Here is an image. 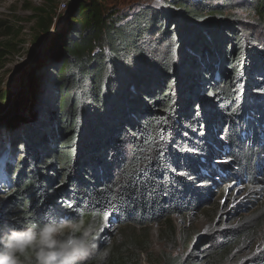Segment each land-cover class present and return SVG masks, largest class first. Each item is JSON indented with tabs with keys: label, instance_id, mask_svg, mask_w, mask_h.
I'll list each match as a JSON object with an SVG mask.
<instances>
[{
	"label": "trees",
	"instance_id": "16d2710c",
	"mask_svg": "<svg viewBox=\"0 0 264 264\" xmlns=\"http://www.w3.org/2000/svg\"><path fill=\"white\" fill-rule=\"evenodd\" d=\"M35 12L36 44L53 20L63 24L29 73L44 92L3 125L0 229L81 212L99 222L107 212L101 240L111 223L132 224L145 229L141 244L111 245L105 261L88 264H140L151 249L147 225L196 209L222 177L253 179L263 168L264 0L127 10L84 0ZM12 49L0 46V68ZM261 216L166 264H225ZM166 227L176 246V227ZM250 264H264V249Z\"/></svg>",
	"mask_w": 264,
	"mask_h": 264
},
{
	"label": "rangeland",
	"instance_id": "374dc122",
	"mask_svg": "<svg viewBox=\"0 0 264 264\" xmlns=\"http://www.w3.org/2000/svg\"><path fill=\"white\" fill-rule=\"evenodd\" d=\"M65 1L67 0H0V26L2 25L0 46L6 42H11L14 46L0 68L1 112L11 104L10 101L6 104L5 99L7 90L12 89V79L15 74L19 75V85L30 84L22 110L27 111L29 106L35 103L33 99L35 94L41 95L44 92L41 81L34 82L29 72L37 67V63L46 53L49 42L58 32L63 20L61 18L56 22L53 20L55 24L44 38L47 41L42 38L43 52L27 73L28 67L39 54V47L35 42L40 31L37 26L35 9H51L57 14L66 10L67 6L63 7ZM166 1L171 0H160V6H164ZM228 1L236 3L239 0ZM105 2L108 5L115 4L125 10L133 9L138 3L156 5V0H105ZM235 12L240 16H249L242 10L236 9ZM7 30H9V35L6 33ZM6 124L7 121L4 126ZM5 157V155L0 157V165ZM220 158V160L224 159ZM262 162L264 164V161ZM254 173L256 175L253 179L222 177L220 182L211 185L210 192L196 209L174 215L166 220L163 219L161 223L147 225L145 228L149 233L151 249L148 256H141L140 264H166L170 260L186 258L194 248H203L207 242L221 244L224 237L226 239L230 237L233 229L241 220L260 211L262 216L257 227L250 229L241 245L229 253L225 262V264H250L253 258L264 249V166L261 169L257 167ZM1 182L0 179V201L4 190L1 188L3 187ZM168 220H171L177 230L176 246H172L169 240L170 234L166 227ZM144 230L132 224L118 226L111 223L106 237L112 239V245L116 251L124 252V250L129 251L132 239L137 242L138 246L141 244ZM182 232L185 234L184 242L180 235Z\"/></svg>",
	"mask_w": 264,
	"mask_h": 264
},
{
	"label": "clouds",
	"instance_id": "9594fccd",
	"mask_svg": "<svg viewBox=\"0 0 264 264\" xmlns=\"http://www.w3.org/2000/svg\"><path fill=\"white\" fill-rule=\"evenodd\" d=\"M103 219L79 218L33 220L20 228L0 229V264H88L109 256L112 239H100ZM105 247L100 249V244Z\"/></svg>",
	"mask_w": 264,
	"mask_h": 264
},
{
	"label": "water",
	"instance_id": "95a60500",
	"mask_svg": "<svg viewBox=\"0 0 264 264\" xmlns=\"http://www.w3.org/2000/svg\"><path fill=\"white\" fill-rule=\"evenodd\" d=\"M84 0H69L70 4H75V3H80L83 2ZM67 15V11L63 14L62 18L66 17ZM45 40V39H44ZM47 41V40H45ZM43 40L40 42V44H38L39 47V54L37 55V57L33 60V63L28 67L27 69V73L30 71L31 67L34 65L35 60L40 56V54H42L43 52ZM46 43V42H45ZM34 56V55H33ZM30 73V72H29ZM27 75V74H26ZM18 74H15L13 79H12V89L9 91L7 90L6 92V104L10 101L11 104L10 106H8V108L4 111H0V125L4 124L8 119H10L11 117H13V115H15L18 112L22 111V105L23 102L26 100L27 98V93H28V88L30 84H21L18 87V90H14V86L16 83H18ZM19 93V94H18ZM17 95V96H16Z\"/></svg>",
	"mask_w": 264,
	"mask_h": 264
},
{
	"label": "built area",
	"instance_id": "2783aa9c",
	"mask_svg": "<svg viewBox=\"0 0 264 264\" xmlns=\"http://www.w3.org/2000/svg\"><path fill=\"white\" fill-rule=\"evenodd\" d=\"M65 4H63V7H65L66 8V6H67V4H68V0L67 1H65L64 2ZM5 124V123H4ZM4 124H1L0 125V137L2 138V130H4V128H3V125ZM0 179H1V183H2V185L5 183V180H4V174H3V172L0 170ZM1 185V184H0Z\"/></svg>",
	"mask_w": 264,
	"mask_h": 264
},
{
	"label": "snow or ice",
	"instance_id": "6c2138e0",
	"mask_svg": "<svg viewBox=\"0 0 264 264\" xmlns=\"http://www.w3.org/2000/svg\"><path fill=\"white\" fill-rule=\"evenodd\" d=\"M155 6H157V7L160 6V0H156V5H155ZM241 199H243V197H242ZM68 207L71 208L72 205L69 204ZM94 215H95V213H94ZM103 219H107V212H105V213L103 214Z\"/></svg>",
	"mask_w": 264,
	"mask_h": 264
},
{
	"label": "bare ground",
	"instance_id": "6f19581e",
	"mask_svg": "<svg viewBox=\"0 0 264 264\" xmlns=\"http://www.w3.org/2000/svg\"><path fill=\"white\" fill-rule=\"evenodd\" d=\"M18 86H20L19 83H16L14 86V90H18Z\"/></svg>",
	"mask_w": 264,
	"mask_h": 264
}]
</instances>
